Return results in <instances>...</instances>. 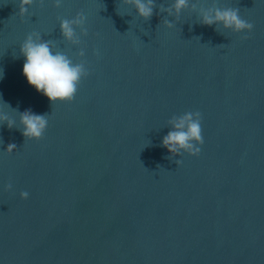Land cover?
Instances as JSON below:
<instances>
[{"label": "water", "instance_id": "95a60500", "mask_svg": "<svg viewBox=\"0 0 264 264\" xmlns=\"http://www.w3.org/2000/svg\"><path fill=\"white\" fill-rule=\"evenodd\" d=\"M174 2L145 20L123 0H34L23 17L0 0V112L15 120L0 122V264H264V0L161 11ZM217 7L253 30L204 24ZM81 12L75 45L60 23ZM34 32L85 63L73 101L24 76ZM13 109L48 115L40 140ZM197 111L200 154L173 156L169 121Z\"/></svg>", "mask_w": 264, "mask_h": 264}, {"label": "clouds", "instance_id": "9594fccd", "mask_svg": "<svg viewBox=\"0 0 264 264\" xmlns=\"http://www.w3.org/2000/svg\"><path fill=\"white\" fill-rule=\"evenodd\" d=\"M125 4L134 5L138 15L145 20L151 19L156 7L155 0H123ZM34 3V0H20L19 13L23 17L28 13V8ZM43 3V0H41ZM55 6H61V0H55ZM190 6V0H175L174 4L165 9L161 5V11L172 13L174 9L176 14H180L185 8ZM195 9L196 4H191ZM202 22L206 25L222 24L224 28L232 29L234 32H251L254 25L241 18L238 9H201ZM214 13V14H213ZM87 17L81 12L74 19H63L60 23L62 36L69 42L79 45L81 40L75 29L79 27L84 36L88 35V29L85 27ZM167 27L172 28L170 21H165ZM248 39V36H244ZM21 54L26 58L23 65V74L28 83L38 92L45 95L53 104L56 102H71L74 100L78 91V85L82 78L89 75L85 63H73V61L63 52H53L52 41H44L39 33H31L20 47ZM81 57L85 56L82 49L79 53ZM97 55L99 53L97 52ZM8 105V104H7ZM10 108L11 106L8 105ZM18 111V109H13ZM20 123L22 124V133L27 139L40 140L47 127L48 115L35 114L31 109L19 112ZM202 115L200 112H187L182 116H173L169 123L173 130L169 131L163 137L162 146L167 148L173 156H179L181 152H187L191 155H199L201 148L197 145H203L204 139L201 127ZM0 122L7 123L9 129L15 127V120L11 119L6 113L0 112ZM16 150V145L10 143L7 152L11 154ZM178 164L181 161H176ZM12 185H7V190H11ZM21 197L28 199L29 193L22 192Z\"/></svg>", "mask_w": 264, "mask_h": 264}]
</instances>
